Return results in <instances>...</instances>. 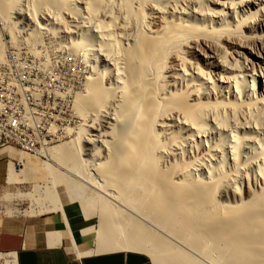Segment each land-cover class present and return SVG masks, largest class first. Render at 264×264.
<instances>
[{"label": "bare ground", "instance_id": "bare-ground-1", "mask_svg": "<svg viewBox=\"0 0 264 264\" xmlns=\"http://www.w3.org/2000/svg\"><path fill=\"white\" fill-rule=\"evenodd\" d=\"M261 5L0 0V28L11 37L0 35V60L8 43L29 50L53 35L57 50L84 64L83 89L73 100L83 124L73 139L44 149L49 161L97 191L86 197L85 185L44 163L86 221L98 206L99 226L81 230L96 234L94 246L82 251L59 194H46L62 213L76 254L139 252L154 264H264V34L255 35L264 29ZM242 27L249 34L239 35ZM251 39L259 61L249 85L241 71L225 70V59L230 49L250 51ZM225 44L231 48L223 50ZM199 55L215 70L199 68ZM30 104L38 105L32 95ZM17 171L11 166L10 181L18 180ZM12 255L0 259L16 264Z\"/></svg>", "mask_w": 264, "mask_h": 264}, {"label": "rangeland", "instance_id": "rangeland-1", "mask_svg": "<svg viewBox=\"0 0 264 264\" xmlns=\"http://www.w3.org/2000/svg\"><path fill=\"white\" fill-rule=\"evenodd\" d=\"M258 3L260 5L261 4L264 5V0H258ZM210 6L213 9H215L217 7L216 4H210ZM253 10L255 11L256 9L253 8ZM0 22H1V18H0ZM2 28H0L1 39H4V36H5L6 40H10L11 37H7L9 35L8 30L4 29L3 26H2ZM19 29L20 28H18V30ZM240 32L241 33H239V35H244L245 33L249 34V31L245 27H242V30ZM261 34H264V29L258 28L255 31V35H261ZM43 37H44L43 44H39L40 53L49 52V45H48L49 42L47 40H50V42L52 43L51 46L54 47L53 49L57 50V48L59 47V42H60V40L57 36L44 35ZM19 39H21V38H19ZM249 44H250V46H249L250 51L246 50V49H241L238 47L234 48V49H230V51H232V52L234 51V52L231 54H228L227 58L225 57L227 59V60L225 59V61H226L225 67H227V68H225V70L227 69V71L232 72V73L233 72L236 73L237 71H241L244 75H246V78L248 79V81L250 83L252 81L251 80L252 77L255 76L254 72H256L255 70L257 68L255 63L259 61V58L257 57L259 45L256 41H254V39H251ZM37 45L38 44L32 46L31 49L33 48V50H34ZM225 45L226 46H224L223 50L226 51V47L231 48L230 45H227V44H225ZM11 46H14V45H12L10 43L6 44L5 49H4V53H3V57H2V60H0V63L1 62H10V57H17V55H24L25 51H29V50H27L28 48L25 49L24 46L23 47L18 46V47H16V50H9V54H6L7 50ZM58 51L64 52V51H61V49H59ZM230 51H229V53H230ZM76 57L77 56L69 54V59H63V68H66V69H69L72 71H77V73L80 74V79H85V75H86L85 73L86 72L83 69L84 64H83L81 58L78 56L77 59L79 62H71V60H76ZM195 58L200 59V61H198V67L199 68L201 67L203 70H205V72H209L210 70L211 71L215 70L214 68L207 65L208 64L207 62H206L207 64L204 62V59H202V56L199 55ZM232 69H234V70L237 69V70L233 71ZM20 72H22V73H29L30 72V76H25L24 78H23V74H13V81H19V86H20V89L22 91H25V90L29 91V84H33V91L45 90V83L44 82H34L33 83V79L38 78V71H33V65H20ZM226 75H229V73ZM232 75L233 74H230L229 76H232ZM256 78H257V76H256ZM53 80L54 81H63V74L62 73H53ZM1 82H4V84H5V80H0V83ZM251 84L252 83H250L249 85H251ZM261 84H263V82H261ZM257 86H260V80L258 78H257ZM82 89H83V87H82ZM82 89L79 92H81ZM249 89H247V90L249 91L250 96H252L253 95L252 88H249ZM32 96L34 97L35 102L38 105H43V98L41 97V95H32ZM57 107L60 109H68V101L67 100H57ZM39 114L41 115L40 116V120H41L40 123L47 124V129H57L58 123H64V115H57V116L56 115H50V114H53V107L52 106L41 107V111H39ZM68 114L73 115V118H75V120H76L77 127L74 128L73 125H66V129L68 128L72 132L71 134H69L70 137H67L68 134L66 132H63L59 136V141L51 143L50 145H48L44 149H48V148L57 146V145L63 143L64 141L71 140V139H73V137L77 136L78 129L80 128L81 124H83V120L74 113L72 102L70 104ZM104 131L105 130H103V132ZM71 136H73V137L71 138ZM44 149L41 152L42 156H34V155L23 153L24 154L23 158H29V163L27 161H25V164L23 161L22 162L21 161L16 162L18 169L22 168L21 165L24 166L23 168H25V171H23V172H21L20 170L17 171L18 181H24V182H21L20 184H16V185L4 184L3 186H0V213H1V215H14V214H19V213L28 214V211L33 212L35 214H37V213L38 214L49 213V211H47L45 209L51 208L54 204V203L52 204L53 200L50 199V196H51L50 194L51 193H58L60 198H61V201L65 205H67V209L69 210V213H68L69 219H72L73 222L76 223V225L74 226V230L77 233H78L79 229L82 230L85 227H89V226H94V228L98 227L99 223H100L99 218H98V213H99L98 206H94L95 212H93V213H95V214L93 215V219L86 221V219L84 217L83 209L81 208V205L77 202H72L69 200V195L67 193L66 187L63 186V184H61L60 182L57 184V187H55V184L53 182H51L50 174L47 171V169L45 168L44 163L50 162L51 164H53L52 168L54 170L55 175H57V176H61V175L68 176L75 183L82 184L81 186L85 185L83 177L81 178L77 174H74L72 172L71 173L68 172V170H66L62 165H60L58 163H53V162L49 161L48 158L44 155ZM32 162H34V163H32ZM33 166H38V168L37 169L35 168V170L32 169L31 171L29 170V172L26 173V169H31ZM86 171H87V168H86ZM88 171H89V169H88ZM91 172H93V171L91 170ZM196 172L201 173L202 171L200 169H197ZM92 177L95 179V175H93ZM29 178H32V180H33V181L31 180L32 183H39L40 189H41L40 193H35V189L33 188V184L30 182ZM25 180H27V181H25ZM87 186H89V188ZM36 187L38 188L39 186L37 185ZM83 187H86V188H84L86 190V195H85L86 197H88L89 195H92L93 189H94V193L96 191L95 188H93V187H95V185L92 184L91 182L89 185H85ZM47 192H48V194H47ZM32 193L34 194V195H32V197H30L29 195L26 196V194H32ZM46 194L50 195V196L48 197ZM83 197H84V195H83ZM94 205H96V203ZM95 235H96L95 233H91L90 235L83 236V239H85L84 240L85 242L92 243V241L95 242V240H94ZM94 242H93V246H94ZM0 264H5L4 260L0 259ZM153 264H154V262H153Z\"/></svg>", "mask_w": 264, "mask_h": 264}, {"label": "built area", "instance_id": "built-area-1", "mask_svg": "<svg viewBox=\"0 0 264 264\" xmlns=\"http://www.w3.org/2000/svg\"><path fill=\"white\" fill-rule=\"evenodd\" d=\"M47 41V53H40L38 44L34 50L29 48L24 55L0 63V80H5V87L0 88V148L12 146L21 153L42 156V150L59 141L60 134L66 132V125L77 127L75 118L68 112L85 79H80L77 71L63 68V59H69V54L53 49L50 40ZM9 50H16V47L11 46L6 54ZM71 62L79 61L76 57ZM20 65H33V71H38L33 83L44 82L45 90L33 91V84H29V91H22L19 81H13V74H23L24 78L30 76V72H20ZM53 73H62L63 81H54ZM8 88H15V95H8ZM31 95H41L43 105H31ZM57 100H67L68 109L58 108ZM44 106L53 107L50 115H64V123H58L57 129H47V124L40 123L39 111Z\"/></svg>", "mask_w": 264, "mask_h": 264}, {"label": "crops", "instance_id": "crops-1", "mask_svg": "<svg viewBox=\"0 0 264 264\" xmlns=\"http://www.w3.org/2000/svg\"><path fill=\"white\" fill-rule=\"evenodd\" d=\"M24 154L12 146L0 148V186L24 182L10 181L11 166L14 170H20L16 162L23 161L20 156ZM23 159L29 163V158ZM29 170L31 171V169H26V173ZM29 179L31 182L32 178ZM32 184L35 193H40L39 183ZM27 195L32 197L34 194ZM64 206L68 216L69 210L67 205L64 204ZM52 209L54 206L46 210L51 211ZM31 213L29 211L28 214L14 215H1L0 213V254H13L16 264H153L149 256L139 252L115 251L79 256L75 253L70 232L61 212L52 210V212L43 214ZM69 220L80 250L92 247L93 243L84 241L80 229L78 233L74 230L76 223L72 219ZM59 235L61 240L58 238Z\"/></svg>", "mask_w": 264, "mask_h": 264}]
</instances>
